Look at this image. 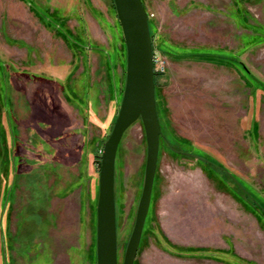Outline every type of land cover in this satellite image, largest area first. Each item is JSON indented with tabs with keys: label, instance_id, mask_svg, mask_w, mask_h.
Returning <instances> with one entry per match:
<instances>
[{
	"label": "rangeland",
	"instance_id": "obj_1",
	"mask_svg": "<svg viewBox=\"0 0 264 264\" xmlns=\"http://www.w3.org/2000/svg\"><path fill=\"white\" fill-rule=\"evenodd\" d=\"M161 130L133 264H264V0H141ZM240 66V67H239ZM126 50L112 0H0V264H96L100 155ZM249 74V75H248ZM116 153L117 263L146 145Z\"/></svg>",
	"mask_w": 264,
	"mask_h": 264
},
{
	"label": "water",
	"instance_id": "obj_2",
	"mask_svg": "<svg viewBox=\"0 0 264 264\" xmlns=\"http://www.w3.org/2000/svg\"><path fill=\"white\" fill-rule=\"evenodd\" d=\"M126 50L125 84L119 111L100 155L98 197L96 204V264L117 263L114 169L119 142L124 132L137 120L145 135L146 161L141 195L133 229L122 264H133L149 210L156 173L161 130L156 109L153 51L149 20L141 0H112ZM176 153L218 168L229 177L264 215V208L228 171L191 153Z\"/></svg>",
	"mask_w": 264,
	"mask_h": 264
},
{
	"label": "trees",
	"instance_id": "obj_3",
	"mask_svg": "<svg viewBox=\"0 0 264 264\" xmlns=\"http://www.w3.org/2000/svg\"><path fill=\"white\" fill-rule=\"evenodd\" d=\"M115 9V8H114ZM240 67V66H239ZM249 75V74H248ZM157 76V74L155 75V77ZM154 83H155V78H154ZM245 195V194H244ZM246 196V195H245ZM247 197V196H246ZM248 198V197H247ZM249 199V198H248ZM249 201L252 203V201L249 199ZM253 204V203H252Z\"/></svg>",
	"mask_w": 264,
	"mask_h": 264
},
{
	"label": "built area",
	"instance_id": "obj_4",
	"mask_svg": "<svg viewBox=\"0 0 264 264\" xmlns=\"http://www.w3.org/2000/svg\"><path fill=\"white\" fill-rule=\"evenodd\" d=\"M153 62H154V58H153ZM155 71V70H154Z\"/></svg>",
	"mask_w": 264,
	"mask_h": 264
}]
</instances>
